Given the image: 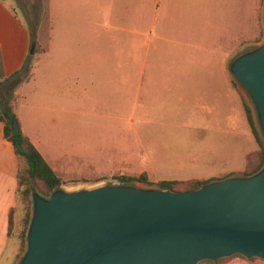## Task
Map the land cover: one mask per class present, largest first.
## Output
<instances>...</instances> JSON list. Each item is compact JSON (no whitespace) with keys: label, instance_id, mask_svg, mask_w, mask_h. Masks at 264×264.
Returning a JSON list of instances; mask_svg holds the SVG:
<instances>
[{"label":"rangeland","instance_id":"1","mask_svg":"<svg viewBox=\"0 0 264 264\" xmlns=\"http://www.w3.org/2000/svg\"><path fill=\"white\" fill-rule=\"evenodd\" d=\"M6 1L35 41L33 54L16 77L20 84L15 118L29 126L38 149L61 179V188L119 184L116 176L142 171L156 182L162 178H214L244 168L246 153L258 142L225 72L222 45L211 46V51L205 43L189 50L167 42L157 44L156 38L146 44L140 38L116 35L101 44V57L95 62L89 46L67 50L84 58L83 74L77 81L71 70L60 76L61 69L53 67L60 59L56 47L50 58L41 54L28 81L38 55L35 48L42 52L50 17L57 28L62 22L60 1L51 0V11L46 9V0ZM230 15L213 12L211 26L222 25ZM237 18L235 28L241 23V14ZM257 31L255 23L252 27L245 23L247 40L256 38ZM72 64L74 61L67 68H73ZM242 96L263 145L254 107L246 94ZM22 196L18 195L12 211V232L18 240L14 261L26 248V230L20 237L26 212ZM28 199L30 217V194Z\"/></svg>","mask_w":264,"mask_h":264},{"label":"water","instance_id":"2","mask_svg":"<svg viewBox=\"0 0 264 264\" xmlns=\"http://www.w3.org/2000/svg\"><path fill=\"white\" fill-rule=\"evenodd\" d=\"M228 70L264 139V39L237 52ZM20 131L12 118L11 133ZM130 182L58 185L48 195L31 189L26 248L15 264H198L236 254L264 260V162L251 174L211 178L189 191Z\"/></svg>","mask_w":264,"mask_h":264},{"label":"crops","instance_id":"3","mask_svg":"<svg viewBox=\"0 0 264 264\" xmlns=\"http://www.w3.org/2000/svg\"><path fill=\"white\" fill-rule=\"evenodd\" d=\"M59 1L60 8H58L61 12L62 22L57 28L50 17L48 35L44 39L42 52H36L38 55L35 57L28 81L33 77L41 54L45 59L50 58L55 54V47L59 49L60 59L59 65L52 64L53 67L61 69L60 76L66 75L67 71L71 70V77L75 82L79 75L83 74L81 68L84 58L83 56L78 57L77 54H69L67 51L69 48L78 51L89 46L91 59L95 62L101 57V44L107 43L110 37L116 35L123 34L140 38L145 40L146 44L156 38L157 44L158 42H167L185 46L189 50L190 46H206L205 43H209L211 51L213 46L222 45L225 72L241 98V109L245 113L242 92L232 82L228 63L237 52L245 47L259 44L264 39V0ZM46 2V9L51 11V0H46ZM213 12L230 13V20L228 17H224L225 21L222 25L215 24V27H212ZM237 14H241L242 18L239 27L235 28L234 26L238 25ZM245 23L251 27L255 23L258 30L256 38L252 37L251 40H247L249 36L244 32ZM111 29L113 30L112 34L109 31ZM31 42L32 35L29 27L19 18L6 0H0V115L8 96L11 97L12 112L15 114L16 100L19 96L17 87L20 84L16 77L23 69L25 62L27 63V56L32 55L30 53ZM73 61V68L68 69L69 63L71 64ZM245 117L247 119L246 113ZM243 122H245L244 119ZM18 123L21 131L37 147V143L29 131V126L19 120ZM3 128L4 121L0 119V264H13L18 240L9 228V223L11 210L15 207L18 199V173L24 163L15 154L11 142L5 138ZM248 152L245 155V160ZM244 168L240 171L221 173L214 178H222L219 176L224 174L243 173ZM217 261H209L210 263L205 264H264V260L260 258L246 259L234 255L219 263ZM15 262L16 260L14 264Z\"/></svg>","mask_w":264,"mask_h":264},{"label":"trees","instance_id":"4","mask_svg":"<svg viewBox=\"0 0 264 264\" xmlns=\"http://www.w3.org/2000/svg\"><path fill=\"white\" fill-rule=\"evenodd\" d=\"M31 46L35 47V41L32 40ZM37 52L35 48V53ZM31 57L29 54L27 60ZM26 62L24 64V67ZM23 67V68H24ZM233 82V81H232ZM235 85V83L233 82ZM244 109L247 116L248 123L251 127V131L258 142L257 148L248 152L245 160V168L243 170L244 174H251L257 171L264 162V147L261 140L258 137L257 131L254 128L251 111L243 99ZM15 114L12 112L11 97L8 96L0 119L4 121V136L7 138L12 146L15 154H17L23 160V166L20 168L18 173L19 188L18 195H23L21 197L22 204L25 205L26 212L23 218V228L20 237L23 238L25 235L26 225L29 217V194L31 190V185L34 186L39 192L48 194L53 188L60 185L61 179L56 174L53 167L45 159L38 148L31 142L29 137L25 135L22 131L17 134L11 133V119L15 118ZM227 174L221 175L219 177H224ZM116 178L121 182L137 181L146 184H157L160 188L170 189L173 191H189L200 187L203 183L209 181L211 178H162L156 182H152L146 171H142L138 175H119ZM12 211L10 215L9 228L12 230ZM240 256V255H234ZM226 258H221L217 262L226 260ZM210 263L209 261H201L198 264Z\"/></svg>","mask_w":264,"mask_h":264}]
</instances>
